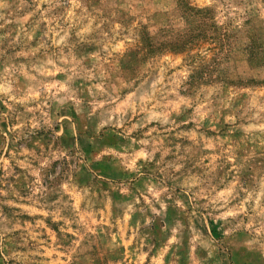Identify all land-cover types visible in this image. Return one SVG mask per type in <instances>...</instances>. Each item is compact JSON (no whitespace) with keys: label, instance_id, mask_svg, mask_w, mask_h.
<instances>
[{"label":"rangeland","instance_id":"374dc122","mask_svg":"<svg viewBox=\"0 0 264 264\" xmlns=\"http://www.w3.org/2000/svg\"><path fill=\"white\" fill-rule=\"evenodd\" d=\"M187 1L0 0V264H264V0Z\"/></svg>","mask_w":264,"mask_h":264},{"label":"trees","instance_id":"16d2710c","mask_svg":"<svg viewBox=\"0 0 264 264\" xmlns=\"http://www.w3.org/2000/svg\"><path fill=\"white\" fill-rule=\"evenodd\" d=\"M173 1L175 16L180 19L184 28L160 41L143 31L140 33L139 44L145 54L153 53L155 50L180 53L200 41L208 40L216 45H222L224 40H227L225 31L213 22L210 9L193 7L187 0ZM242 31L246 40L243 48L245 62L249 66L264 70V37L260 38L253 32L250 33L251 28ZM165 33V29H159L158 35L163 37Z\"/></svg>","mask_w":264,"mask_h":264}]
</instances>
